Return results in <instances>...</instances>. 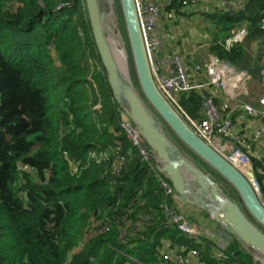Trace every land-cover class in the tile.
<instances>
[{"label":"trees","instance_id":"16d2710c","mask_svg":"<svg viewBox=\"0 0 264 264\" xmlns=\"http://www.w3.org/2000/svg\"><path fill=\"white\" fill-rule=\"evenodd\" d=\"M161 1L176 17L192 5ZM210 1L246 4L208 18L213 54L243 70L261 43V62L264 0ZM241 27L243 43L225 49ZM257 85L241 105L259 107ZM203 97L180 98L193 119ZM118 109L84 0H0V264H166L165 253L193 249L198 264H254L238 241L216 259L211 247L166 228L173 202L121 133ZM251 160L264 200V159Z\"/></svg>","mask_w":264,"mask_h":264},{"label":"water","instance_id":"95a60500","mask_svg":"<svg viewBox=\"0 0 264 264\" xmlns=\"http://www.w3.org/2000/svg\"><path fill=\"white\" fill-rule=\"evenodd\" d=\"M84 1L95 47L106 72L113 100L134 123L156 155L162 173L177 199L185 206L208 215L242 246L264 260V200L251 184L250 179L254 178V174L250 172L248 176L244 175L210 147L159 91L136 0H119V3L137 86L130 77L129 69L125 72L121 68L106 27L112 14L115 34L117 32L123 41L115 3L110 5L108 0ZM166 129L234 188L242 206L227 198L221 186L185 154Z\"/></svg>","mask_w":264,"mask_h":264},{"label":"built area","instance_id":"2783aa9c","mask_svg":"<svg viewBox=\"0 0 264 264\" xmlns=\"http://www.w3.org/2000/svg\"><path fill=\"white\" fill-rule=\"evenodd\" d=\"M206 0H192V5L204 3ZM210 1V0H208ZM189 0L186 2L188 3ZM216 2V1H212ZM222 11L238 13L246 8V4H227V2H217ZM136 5L144 31L146 47L150 56L152 72L156 85L162 95L171 103V105L187 120L194 132L204 140L217 153L225 158L231 165L240 170L244 175L248 176L251 172L254 178L250 179L251 184L260 193V182L256 177L255 169L247 148L244 136H238L236 132V124L231 119H226L222 115L220 107L213 95L204 96L201 105V118L193 119L190 117L180 104V98L194 91L202 92L205 88L216 87L224 95L227 101H239L241 97L248 96V84L252 81V75L246 70H242L213 57L210 65L206 70L208 84H196L192 76L189 74L185 62V58L180 52L167 53L162 35L165 30L162 27L164 18L163 3L161 0H136ZM248 35L247 27H241L230 37L224 41V48L232 49L235 45L243 43ZM258 81L264 88V67L260 70ZM260 105L264 106V96L260 99ZM98 109V108H97ZM238 111H244L253 117H261L264 113H260L249 105H239ZM120 116L121 133L125 135L130 145L140 158V161L152 168L156 172V177L163 186L166 196L174 201L173 207L166 208L164 215L166 217V228H175L179 230L186 238L203 245L205 235H209L207 230L193 225L183 214L176 208L177 197L173 191L168 179L162 173L160 162L156 155L149 148L145 140L142 138L137 127L128 118L126 113L119 107L117 110ZM256 138L264 136V130L254 133ZM102 149V147H98ZM120 151L119 148H117ZM105 157V155H103ZM125 157L119 154L116 157V163L121 164L125 161ZM261 196V195H260ZM262 198V196H261ZM263 199V198H262ZM231 246V245H230ZM242 246V245H241ZM230 248V247H229ZM228 248V250H229ZM242 249L249 254L254 264H264V260L255 252ZM226 248L217 250L215 258L226 259ZM200 251L193 249L186 256L165 253L164 259L166 264H189L190 259L198 258ZM238 264V263H237Z\"/></svg>","mask_w":264,"mask_h":264},{"label":"crops","instance_id":"0c3cea01","mask_svg":"<svg viewBox=\"0 0 264 264\" xmlns=\"http://www.w3.org/2000/svg\"><path fill=\"white\" fill-rule=\"evenodd\" d=\"M186 9V12L183 11L182 14L177 17L175 15L169 16L164 13L162 27L166 33L161 37L164 40V47L167 53H182L185 58L187 70L192 76L194 83L198 85L208 84L206 70L212 58L216 56L211 49L214 40L213 33L215 31L208 18L215 15L213 12L224 11L221 10L217 2L208 0L204 3L186 7ZM259 45H261V43L254 46L252 55L250 56L251 62H247L245 65L246 67L243 69L252 75L253 79L251 82L256 81L251 85V91L248 88L247 98L253 95L254 89H256L255 86H259L257 85V83H259L257 77L260 71H256L258 70L259 64L261 70L264 63V59L261 62L255 60V58H258V52L260 50ZM260 86L262 87V85ZM196 92L200 93L198 91ZM200 94H202V96L213 95L215 97L224 118H229L234 121L237 135L244 136L247 145L245 150L247 153L254 159H264V136L256 138L254 135L256 131L264 130V124L261 122L264 119V115L257 118L250 116L244 111H238V103L242 102L241 99L244 97H241L239 101H227L222 92H220L219 89L217 90L216 87L205 88ZM260 99L261 96L258 97L259 108H252L260 113H264V106L260 105ZM172 202L173 204L175 203L174 201ZM176 208L193 225L209 232V235H205L203 239V247H211L214 253L217 250H223L225 248L228 250L230 245L237 241L230 234L226 233L223 227L213 221L208 215L185 206L179 200H176ZM189 264H198V260L196 258L190 259Z\"/></svg>","mask_w":264,"mask_h":264},{"label":"rangeland","instance_id":"374dc122","mask_svg":"<svg viewBox=\"0 0 264 264\" xmlns=\"http://www.w3.org/2000/svg\"><path fill=\"white\" fill-rule=\"evenodd\" d=\"M115 6H116V10H117V14H118V19L120 22V26H121V32H122V38H123V42H124V46L126 49V53L128 56V69H129V74L130 77L132 79V81L135 83V85L137 86V81H136V74H135V70H134V66H133V61H132V57H131V52H130V47H129V43H128V39L126 36V32L124 30V24H123V19L121 16V10H120V3L119 0H114ZM254 60V59H253ZM256 61H258V58H255ZM254 60V61H255ZM255 61V62H256ZM95 65H97L98 68H100L99 63H94ZM262 65V64H261ZM239 67H237L238 69ZM254 82H250L248 84V88L251 91V85H253ZM94 85H96L94 83ZM259 96H264V92H259L258 93ZM239 105L241 104L238 103ZM237 105V104H236ZM100 107V106H99ZM97 107V108H99ZM259 108V107H258ZM167 133L169 134V136L173 139V141L180 146L183 151L185 152V154L193 161L195 162L198 166H200L202 169H204L208 174H210V176L221 186V188L224 190V194L227 196V198H229L230 200L236 202L238 205L242 206V202L237 194V192L234 190V188H232V186H230L225 180H223L218 174H216L214 171H212L208 166H206L198 157H196L191 151H189L187 148H185L177 139L176 137L173 135V133L171 131H169L168 129ZM261 195V194H260ZM129 226H132V224L127 223ZM96 225H94L93 228H95ZM107 231V230H105Z\"/></svg>","mask_w":264,"mask_h":264},{"label":"bare ground","instance_id":"6f19581e","mask_svg":"<svg viewBox=\"0 0 264 264\" xmlns=\"http://www.w3.org/2000/svg\"><path fill=\"white\" fill-rule=\"evenodd\" d=\"M110 5L114 4V0H108ZM114 25H115V21H114V16L111 14L109 15V18L107 20L106 23V27L109 31L110 34V42L112 45V48L114 50L115 56L121 66V68L123 69V71L127 72V68H128V56L125 50V46L123 44V41L120 37V35L116 32L115 34V30H114Z\"/></svg>","mask_w":264,"mask_h":264}]
</instances>
